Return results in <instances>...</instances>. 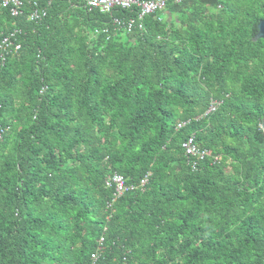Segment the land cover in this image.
Wrapping results in <instances>:
<instances>
[{
    "label": "trees",
    "instance_id": "16d2710c",
    "mask_svg": "<svg viewBox=\"0 0 264 264\" xmlns=\"http://www.w3.org/2000/svg\"><path fill=\"white\" fill-rule=\"evenodd\" d=\"M41 5L0 6V264H264V0Z\"/></svg>",
    "mask_w": 264,
    "mask_h": 264
},
{
    "label": "built area",
    "instance_id": "2783aa9c",
    "mask_svg": "<svg viewBox=\"0 0 264 264\" xmlns=\"http://www.w3.org/2000/svg\"><path fill=\"white\" fill-rule=\"evenodd\" d=\"M43 0H0V6L3 8H8L11 11L13 16H17L21 13V8L25 6V4L31 5V11L29 13L30 20H37L46 15V8L41 5ZM68 2L76 3L77 6L80 5L88 10H98L100 12H110L114 8H137L138 11V19L129 18L127 20H118L115 22L118 27L126 29L127 32H132L136 26L139 29L143 28L142 20L144 16L153 14L155 12L164 10L169 3H180L184 0H67ZM15 32L10 33L8 35L0 36V52L1 57L3 58V54L10 53L12 51H19L21 48V44L17 43L15 40ZM216 109V102H212L209 111H213ZM185 123H179L178 127H181ZM183 147L185 149L186 154L191 158L192 164L195 167L199 162V160L195 158L203 159L207 155H210L209 150L200 149L195 142L194 136L188 138L184 143ZM113 184L116 186L115 196H121L125 192L131 191L134 186L128 187L125 183V178L122 175L115 174L112 177ZM148 178L145 177L142 180L141 185L146 184ZM111 183V182H110ZM103 241V238H101Z\"/></svg>",
    "mask_w": 264,
    "mask_h": 264
},
{
    "label": "clouds",
    "instance_id": "9594fccd",
    "mask_svg": "<svg viewBox=\"0 0 264 264\" xmlns=\"http://www.w3.org/2000/svg\"><path fill=\"white\" fill-rule=\"evenodd\" d=\"M193 165V164H192ZM145 177H147L148 178V176H145ZM144 177V178H145ZM144 178H142V180L144 179ZM142 180L140 181V183H139V188H141V189H143L145 186H146V184L148 183V181H149V178H148V181L146 182V184H144V185H141V183H142ZM127 185V184H126ZM131 186H134V185H131ZM134 188H135V186H134ZM129 192V191H128ZM126 193V192H125ZM124 193V194H125ZM123 195V194H122ZM121 195V196H122ZM117 197V196H116ZM103 238V237H102ZM103 242H104V238H103V241H101V239H100V245H101V247H102V245H103ZM101 247L100 248H98V250L96 251V252H94L93 254H92V259L94 260V261H96V260H98V258H99V256L101 255V252H102V249H101ZM96 263V262H95ZM94 262H93V264H95Z\"/></svg>",
    "mask_w": 264,
    "mask_h": 264
},
{
    "label": "water",
    "instance_id": "95a60500",
    "mask_svg": "<svg viewBox=\"0 0 264 264\" xmlns=\"http://www.w3.org/2000/svg\"><path fill=\"white\" fill-rule=\"evenodd\" d=\"M259 39H264V19L261 20V22L258 24V33L256 34V37L254 38L255 41ZM261 127L264 130V122L262 123Z\"/></svg>",
    "mask_w": 264,
    "mask_h": 264
}]
</instances>
